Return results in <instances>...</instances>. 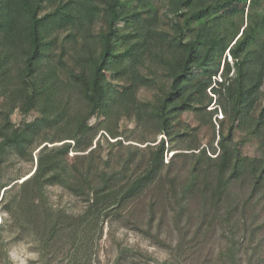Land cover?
<instances>
[{"label": "trees", "instance_id": "16d2710c", "mask_svg": "<svg viewBox=\"0 0 264 264\" xmlns=\"http://www.w3.org/2000/svg\"><path fill=\"white\" fill-rule=\"evenodd\" d=\"M0 211V264H264V0H0Z\"/></svg>", "mask_w": 264, "mask_h": 264}, {"label": "rangeland", "instance_id": "374dc122", "mask_svg": "<svg viewBox=\"0 0 264 264\" xmlns=\"http://www.w3.org/2000/svg\"><path fill=\"white\" fill-rule=\"evenodd\" d=\"M227 60L232 63L231 57L227 56ZM218 114L219 116L221 115L220 111L218 112ZM131 142L139 144L134 141ZM170 155L171 153H167V156H165L164 159L165 162L169 159ZM51 194V198L54 201L59 200V196H62V201H66L65 195H61L59 189L53 190ZM1 217L2 212L0 211V220ZM164 232H166L165 228ZM169 235L170 239L175 240V234L170 232ZM117 242L128 247L147 250L149 253H151L153 257L159 260H164L168 258V252L162 247H159L158 245L153 243L151 239L143 236L139 232L131 229L130 227L122 225V223L120 222L113 221L111 225L109 223L106 224L104 227V234L99 243V264H108L113 260L116 255ZM9 256L10 264H39L37 262V253L34 249V245L30 241H18L12 243L9 249Z\"/></svg>", "mask_w": 264, "mask_h": 264}, {"label": "clouds", "instance_id": "9594fccd", "mask_svg": "<svg viewBox=\"0 0 264 264\" xmlns=\"http://www.w3.org/2000/svg\"><path fill=\"white\" fill-rule=\"evenodd\" d=\"M229 56V55H228ZM230 57V56H229Z\"/></svg>", "mask_w": 264, "mask_h": 264}]
</instances>
